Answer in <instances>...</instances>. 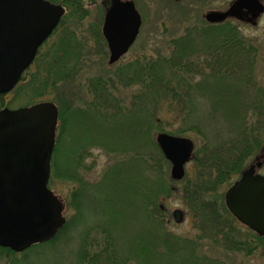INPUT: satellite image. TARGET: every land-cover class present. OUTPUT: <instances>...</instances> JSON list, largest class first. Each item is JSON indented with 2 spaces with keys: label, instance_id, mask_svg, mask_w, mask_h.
<instances>
[{
  "label": "trees",
  "instance_id": "1",
  "mask_svg": "<svg viewBox=\"0 0 264 264\" xmlns=\"http://www.w3.org/2000/svg\"><path fill=\"white\" fill-rule=\"evenodd\" d=\"M51 1L62 3L68 9L74 10L76 13L72 14L77 17L87 10L84 0ZM101 2L105 7L104 0ZM197 27L210 33L204 38L203 48L185 45L182 47L181 40L187 39V36L174 39L177 49L175 55L170 56V60L175 62L172 70L162 64L168 62L169 58L161 54L162 52L152 58L145 57L142 65L137 63L133 68L132 73L138 75L136 81L131 84L136 87L135 93L128 97L129 99H121L119 104L100 83L104 81L110 89L116 87V83L108 82L110 74L103 75L98 80H86L90 90V81L92 84L99 83L102 87V94L100 93L99 97L101 116L116 119L126 114L129 117L133 126L130 138L134 133L139 137L142 131L147 134L151 129L150 152L143 154V144L138 142L136 153L133 152L134 154L125 159L126 163L121 165V169L129 173L137 169L135 157L142 158L141 167L150 166L151 160L153 164H159L153 166L155 169L152 171L162 174L159 177L161 181L159 189L163 191L161 194L168 195L172 192L171 184L179 185L181 198L191 216L195 233L182 235L171 228L172 220L159 205L162 199L159 190H151L155 187L152 180L146 183V188H143V192L135 201L121 194L111 200L113 206H110L109 202L100 206L104 207L103 211L107 214L97 228L101 237L88 244L89 247L83 246L78 250L73 261L69 262L68 258L70 248L68 234L71 228L70 223L66 222L53 238L33 244L21 253L0 247V264H232L230 261H235L239 254L232 257L230 254L244 252L250 257L259 247L264 248V237L242 224L225 203L226 190L246 168L255 161L264 162V86L254 83L255 79L252 76L258 46L243 36L234 20L210 24L203 17L198 19ZM61 30L62 27L58 36L63 37L65 34L68 42L62 49H58L57 45L53 52L43 53L39 58L37 70L32 74L33 81L30 83L33 84L37 96L28 99V105L36 102L37 98L49 94L61 79L69 78L74 70H79L76 68L77 65L69 68L70 61L66 63L65 59L67 53H71L73 43L70 39L71 36L75 37L74 31L68 33L65 29ZM190 30L193 32L194 27L188 32ZM217 32L220 33L219 39L215 37ZM202 49L205 51L200 53ZM75 57L79 62V57ZM242 66L245 68L243 72L246 73L239 75V83L248 84L251 97L249 95L243 103L242 109L246 112L238 115L235 97L237 95L240 97L247 85L243 87L238 83L237 87H229L226 81L231 72L240 71L243 69ZM104 71L107 69L104 68ZM164 71L167 74H164ZM55 76L60 80L56 81ZM196 78L200 79L195 81ZM215 80L216 87L212 86L219 90L211 96L205 92L204 87ZM223 85L225 86L222 87ZM199 86L202 89H198ZM231 90L235 91L231 94ZM89 93L91 95V91ZM196 95L199 101L194 100ZM60 97L59 93L57 102L61 101ZM71 98L77 101L76 98L79 97ZM230 98L233 104H230ZM198 104L205 106L203 114L200 112L199 115L195 114V106ZM163 112H167L168 116L162 115ZM168 118H172L171 126H177L175 130L170 131L164 127V122ZM65 125L66 122L63 121L59 141H62L65 134ZM189 130L195 131L200 136V141H197L186 176L181 181H176L169 178L167 172H161L162 161L166 162L167 159L158 146L154 133L168 131L184 135ZM95 135L94 140L90 139V142H95L91 143V147L82 150L77 147V164L82 165L81 160L88 154L86 151L91 149L92 145L110 150L105 142L101 145L96 142V138L102 135L96 131ZM58 148L57 143L53 161H57ZM130 148L128 151H132L133 148ZM128 151L125 152V156L128 155ZM150 156L151 160H147L146 157ZM55 167L54 178L70 179L83 186V181L77 177V171L70 170L71 172L63 174L65 170L58 169L56 165ZM114 167L117 170L111 174L116 175L120 167ZM145 221H149L150 225L145 226ZM136 222L142 225L137 231L133 228ZM206 241L213 244L210 255L205 251L209 246L208 243H204Z\"/></svg>",
  "mask_w": 264,
  "mask_h": 264
},
{
  "label": "rangeland",
  "instance_id": "2",
  "mask_svg": "<svg viewBox=\"0 0 264 264\" xmlns=\"http://www.w3.org/2000/svg\"><path fill=\"white\" fill-rule=\"evenodd\" d=\"M101 1L102 0H84L87 9L86 13L80 14L78 17L72 14L76 13L74 10L67 9L62 23V30L65 29L68 33L74 31L75 37L71 36L72 39H70V42L73 43L71 53H67L65 59L66 63L70 61L68 65L69 68H73V66L77 65L76 68L79 70H74L69 78L65 80L61 79V81L50 90L49 94H45V96L42 97V99L56 102L58 94L60 93L61 95V101L58 100L60 123L61 121H65L66 125L62 141L58 143L59 150L55 165L58 166V169L65 170L63 174L71 172L70 170H72V172L77 171V177L84 183L82 186L70 179L55 178L54 180H50V188L63 200L65 204L64 214L67 218H70L71 221V224H69L71 230L70 234H68L70 238V248L68 251L69 262L76 258V253L83 246H88V244L90 245V243L101 237L98 233L99 229L97 230V228H99L100 223H102L107 216L105 211H103L104 207H100L101 205L109 202L110 206H113L111 200L121 194H125L128 198L131 197L135 201L140 193L143 192V188H146V183L148 184L152 180L155 182V187L151 188V190L154 191L158 189L160 194L163 192L159 189V183L161 182L159 181V177H161L162 174L152 171L155 169L153 166H158L159 164H153L151 156L146 157L147 160H151L149 164L151 167H141L140 161L142 158H137L134 155L137 161L135 163V168L138 167L139 169L137 168L130 173L125 169H121V165L126 163L125 159L131 156V154H134L133 152H135L137 144H143V154L146 155L150 152L151 145L149 138L152 139L151 129H149V133L147 134H144L142 131L139 137L137 136L138 134L134 133L132 138H130L133 126L129 117L126 114L123 116L120 115L116 119L101 116L102 110L100 111L99 108V101L101 102V100L99 97L102 94V87L99 86V83L92 84L93 82L91 83L90 81V90L86 85V80H98L99 77L110 74L108 75V82L110 84L116 83V87L110 89L104 84V81L100 83L104 85V88L108 89L109 94L116 100L117 104H119L121 99H127L135 93L134 90L136 87L131 86V84L136 81L138 76L132 73L137 63L142 65L145 57L152 58V56L154 57L162 52L161 54L169 57L167 60L168 62L162 64L166 65V67L169 66V70H172L173 66H175V62L170 59L172 55H175L177 49V43L174 45L176 40L174 42L173 40L187 36V39L181 40L180 45L182 47L185 45L203 48L202 43L204 38L208 37L210 33L206 30L202 31L197 27L198 19L203 18V15L209 10L226 9L232 0H135L136 6L143 19L141 31L130 51L115 64H110L108 47L102 39L101 29L105 15V7L102 6ZM235 23L239 24L243 36L247 39H251L258 46L252 76H254L255 79H253L254 83L264 86V14L259 19L257 25H251L249 23L242 24L237 21H235ZM193 27V32L192 30L188 32V30ZM59 32L60 31L57 30L46 44L42 46L43 48L41 51L43 53L49 51L53 52L57 48V45L58 49H62L64 44L68 42L65 34L63 37H60L61 35L58 36ZM219 35L220 33L218 32L215 34V37H217L216 39H219ZM61 40L62 42L60 43ZM203 51L205 50L202 49L200 53ZM75 56L79 57V62ZM155 64H157V62ZM203 64L205 63L203 62ZM153 65L154 64H152V66ZM104 68H106L107 71H104ZM243 71H245V68L240 71L234 70V72H231V76L226 81L227 85H230L229 87H237L239 75L246 73ZM34 72L35 67L29 69L27 74H25V79L19 83L20 85L18 84V88L4 93L0 98V108H3V106L19 108L26 105L25 102H27L28 99L37 96L33 84L30 85L33 81L32 74ZM164 74L167 73L164 71ZM54 78L56 81L60 80L56 76ZM199 79L200 78H196L195 81ZM27 82L28 85L23 86ZM216 82L217 80L204 87L207 94L212 96L216 90H219V88H215ZM239 84L243 87L247 85L245 90L240 94V97L239 95L235 97V106H238L237 114L241 115L246 112L243 111L242 107L245 99H248L249 95L251 97V92L248 90L249 87L247 83L240 82ZM212 85H215V87ZM224 86L225 85L222 87ZM16 89H18V92ZM198 89L202 88L199 86ZM90 91L91 95L89 93ZM200 91L204 94L202 90ZM234 91L231 90V94ZM71 96H78L79 98H76L77 101H74ZM197 99L198 95L194 97V100ZM202 99L203 98H201V100ZM229 102L233 104L232 98L229 99ZM204 107L205 106L199 104L195 106V114L199 115V112L203 114L205 112ZM128 108L130 111V103ZM223 109L226 110V108ZM97 112L101 114L99 115ZM162 115L168 116L167 112H163ZM166 120L167 121L164 120L165 124L163 123L164 127L170 131L175 130L177 126H171L172 118ZM229 121L231 122V120ZM95 131L97 134L102 135L96 138V142L100 145L105 142L110 150H104L99 147V145H92V148L86 151L88 154H85L83 160H81L82 165L77 164V147L81 150L85 147H91V143H95L90 142V139H95ZM157 133L158 132L154 133L155 138ZM185 135L194 139L196 144H198L197 141H200V136L193 130L186 131ZM130 147L133 148L132 151H128L129 149L131 150ZM126 151H128L127 156H125ZM86 155H88V157ZM114 166L120 167L116 175L114 173L111 174V172L117 170ZM161 166V172H167L169 178H171L172 164L169 161H162ZM190 166V163L186 165V169ZM130 169L132 170L133 168L130 167ZM135 171H137V173H135ZM260 172L264 173V166ZM139 182L141 185H138ZM171 188L173 191L169 192L168 195L161 194L162 199L159 203L160 208L164 209L168 218L172 220L171 228L176 233L182 235L194 234L195 229L193 228L191 216L182 201L180 187L178 184L173 183L171 184ZM124 191L125 193H123ZM75 192L77 193L74 197L73 194ZM119 198L121 199V197ZM176 208H182L186 212L185 220L181 224H175L173 221L172 213ZM149 223V221H145L144 225L147 226ZM141 226L142 225L140 223L137 224V222L133 224V228L136 231ZM204 243L209 244V246L205 248V251L210 255L212 253L211 247L213 244L208 241ZM236 254L239 255L235 261H230L232 264H264L263 247H259L250 257L245 255L244 252L230 254V257Z\"/></svg>",
  "mask_w": 264,
  "mask_h": 264
},
{
  "label": "water",
  "instance_id": "3",
  "mask_svg": "<svg viewBox=\"0 0 264 264\" xmlns=\"http://www.w3.org/2000/svg\"><path fill=\"white\" fill-rule=\"evenodd\" d=\"M264 12L261 0H234L225 11H209V22L228 17L256 23ZM65 8L47 0H0V94L11 90L33 61L39 46L59 24ZM142 17L133 0H112L103 23L110 62L136 40ZM57 107L42 102L0 111V245L21 251L52 236L64 223L63 205L48 189L49 161L55 141ZM157 142L172 163L173 178L185 175L194 142L189 137L159 133ZM252 163L226 191L229 210L264 237V174ZM181 223L184 212H173Z\"/></svg>",
  "mask_w": 264,
  "mask_h": 264
}]
</instances>
